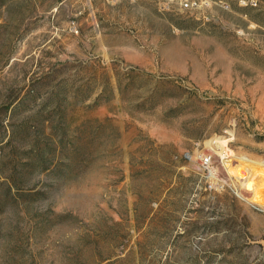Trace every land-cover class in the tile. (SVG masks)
Instances as JSON below:
<instances>
[{
    "label": "rangeland",
    "instance_id": "1",
    "mask_svg": "<svg viewBox=\"0 0 264 264\" xmlns=\"http://www.w3.org/2000/svg\"><path fill=\"white\" fill-rule=\"evenodd\" d=\"M210 1L0 0V264H264V9Z\"/></svg>",
    "mask_w": 264,
    "mask_h": 264
},
{
    "label": "built area",
    "instance_id": "2",
    "mask_svg": "<svg viewBox=\"0 0 264 264\" xmlns=\"http://www.w3.org/2000/svg\"><path fill=\"white\" fill-rule=\"evenodd\" d=\"M237 4L242 8H254V9H264V0H236ZM222 6L226 9H231L232 5L231 3L227 1H220ZM157 4L160 10L162 11H170L173 9H180V10H190V11H196L200 12L202 14V17L205 19H209V15L206 14V9L210 7L211 1L210 0H157ZM222 157V164L226 171L229 173L230 177L232 179H236L234 175H232L228 169V166L226 165L227 160H232L235 162V158L224 152L220 153ZM203 159V166L206 170H208L210 173H213L212 169V155H207L202 157ZM243 184L245 186L244 191L239 190L238 188L234 187L232 188L233 192L236 194V196L244 199L248 202V204L255 210L259 212H264V205L256 202L253 200V192L252 189L248 187V185L243 181ZM223 187V185H222Z\"/></svg>",
    "mask_w": 264,
    "mask_h": 264
},
{
    "label": "bare ground",
    "instance_id": "3",
    "mask_svg": "<svg viewBox=\"0 0 264 264\" xmlns=\"http://www.w3.org/2000/svg\"><path fill=\"white\" fill-rule=\"evenodd\" d=\"M226 165L238 181H244L253 192V200L264 205V163L249 158H237L236 162L227 160ZM240 173H244L242 177ZM246 179V181H245Z\"/></svg>",
    "mask_w": 264,
    "mask_h": 264
}]
</instances>
